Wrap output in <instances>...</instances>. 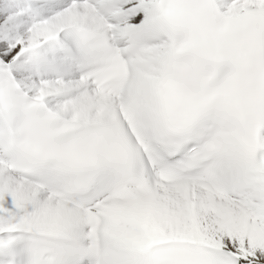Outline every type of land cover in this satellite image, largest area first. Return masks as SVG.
I'll return each mask as SVG.
<instances>
[{
  "label": "snow or ice",
  "instance_id": "obj_1",
  "mask_svg": "<svg viewBox=\"0 0 264 264\" xmlns=\"http://www.w3.org/2000/svg\"><path fill=\"white\" fill-rule=\"evenodd\" d=\"M0 264H264V0H0Z\"/></svg>",
  "mask_w": 264,
  "mask_h": 264
}]
</instances>
